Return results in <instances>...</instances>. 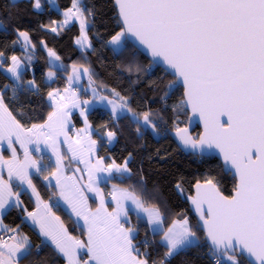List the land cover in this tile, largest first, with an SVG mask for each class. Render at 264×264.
Instances as JSON below:
<instances>
[{
    "label": "snow or ice",
    "instance_id": "snow-or-ice-1",
    "mask_svg": "<svg viewBox=\"0 0 264 264\" xmlns=\"http://www.w3.org/2000/svg\"><path fill=\"white\" fill-rule=\"evenodd\" d=\"M116 4L124 29L112 37L111 42H119L126 31L146 45L153 57H162L175 70L174 74L183 80L185 100L182 103L190 106L194 113L199 112L204 121L205 131L201 133L199 141L182 137L185 145L191 144L193 148L201 149L205 146L209 149L215 147L219 149L225 164L235 169L236 184L231 196L223 195L213 180L207 179L203 185L197 184V196L192 199L203 221L207 239L211 241L213 254H224L225 259H218L216 264H243L244 260H247V264H264V0H116ZM33 7L39 9L40 0H35ZM65 16L67 19L64 24H68L73 17L80 20L81 38L76 43L84 47L88 44L84 31L86 21L81 19L83 12L78 6V0H72V7L66 11ZM18 36L23 38L25 45L30 43L27 32H18ZM48 54L59 59L51 49ZM11 60L12 65L8 71L19 79L21 61L16 56H12ZM89 71L84 68L81 72L74 66L73 75L68 77L69 85L78 81L82 75H88ZM53 75L55 73H48L50 78ZM174 84L175 81L171 82L168 88L171 90ZM65 93L72 97L73 107L79 106L71 87L66 88ZM55 95L58 93H48L55 107V111L49 113L48 121L27 130L28 133L38 134V152L42 151L38 146L41 136L44 143L56 152L54 137L51 132L45 135L43 130L59 127L62 131L67 111L70 110L63 103L66 96H60V100L56 101ZM115 95L119 96L118 93ZM120 99L121 103L108 101L114 116L122 115L127 105L124 98ZM88 103L84 101L85 105ZM0 111L7 114L9 122L6 123L3 115H0V140L6 138V133L8 146L13 153L12 159L7 161L0 156V165L8 168L9 180L15 177L22 184L27 183L39 197L29 169L34 168L39 173L46 165L31 159L20 137L24 130L7 112L2 97ZM221 115H227L226 125L220 122ZM149 116L147 112L143 115L145 127L151 123ZM182 131L187 133V129ZM13 135L25 148V161L22 163L17 160L16 150L12 147ZM56 135L59 136L60 132H56ZM114 135L109 132L108 139L111 141ZM95 143L91 141L92 147L88 150L90 155L93 154ZM56 154L57 171L51 175L58 177L57 186L62 188L63 195V187L66 186L60 183L61 158L58 152ZM75 157L76 153L73 152V159ZM80 162L88 167L90 182L87 187L99 195L100 207L95 212L87 209L86 197L79 188L71 198L66 199L75 216L84 220L88 234L87 245L71 236L59 217H51L46 213L44 217L38 218L35 213H29L34 223L39 225L41 235L51 241L57 252L63 254L67 264H148L146 259H137L140 252L133 244L135 229H126L120 222V217L126 218L131 210L122 206V200L130 199L137 208H142L139 198L126 193L118 197L114 192L113 199L117 202V208L108 212L104 208L103 195L93 187L95 172H117L121 176L129 172L128 158L123 166L113 162L107 168L103 166V159L97 160L95 165H91L90 161ZM95 179L106 180L108 177L98 176ZM12 196L9 182L0 178V209H4L6 204L10 206ZM16 200L19 203V194H16ZM40 203L45 209L49 208L43 201ZM205 204L206 213L203 209ZM159 220L158 209L149 213V224L153 226L154 232L158 230L156 225ZM163 240L167 247L165 258L188 246L199 244L187 219L174 221ZM37 247L40 248V245ZM85 247L88 259L81 261L79 250ZM0 249V264H21L23 259L32 255L27 237H24L23 243L3 244ZM236 253L242 259H238ZM153 264L156 262L153 261ZM160 264H164V261L161 260Z\"/></svg>",
    "mask_w": 264,
    "mask_h": 264
},
{
    "label": "trees",
    "instance_id": "trees-1",
    "mask_svg": "<svg viewBox=\"0 0 264 264\" xmlns=\"http://www.w3.org/2000/svg\"><path fill=\"white\" fill-rule=\"evenodd\" d=\"M34 3V0H0V25H3L0 28V52L3 53L0 64L9 66L12 56H19L25 51L17 35L18 32H27L35 49L31 51L34 55L31 65L38 81L36 88L24 82L18 85L0 69V93L4 104L22 127L41 125L53 110L48 93L66 87L67 75L73 73L74 66L79 70H90L92 85L100 95L108 97L118 93L119 98L127 101L126 107L131 109L130 113L125 111L122 115L114 116L104 108L93 107L89 110L88 120L95 129L99 153L105 163L122 165L128 158V174H115L110 182L128 187L140 196L144 205L159 210L162 231L152 234L147 221L136 215H132L131 224L135 229L134 244L139 249V256L148 260V263L159 262L167 252V247L159 241L162 233L172 222L192 216L186 197L192 194L193 186L212 179L224 195L230 196L236 180L224 172L219 159L185 154L169 137L171 131L185 126L188 119L177 104L183 98L182 89L174 84L170 90L168 85L174 78L153 65L130 42L124 39L117 51L108 44L112 37L122 31L113 0L78 2L88 25L86 34L90 47L83 48L76 44L80 33L77 22L63 23L64 12L72 7V0H56L57 9L46 0H41L42 8L37 10L33 7ZM42 43L59 57L55 58V66L48 63L46 53L40 49ZM51 67L56 71V76L53 81L47 82L44 80L45 71ZM81 97L87 99L88 95L82 92ZM146 112L150 114L151 123L145 127L143 115ZM131 113L135 114V120ZM109 132L115 133L110 145L107 138ZM198 132L199 128L196 127L193 134ZM52 168L49 165L41 174ZM34 184L42 197L47 199L49 188H46L41 178L35 177ZM20 198L26 209L34 207L28 194L23 193ZM63 219L71 221L66 215H63ZM3 222L8 228H16L17 236L27 237L30 242L32 255L23 259L21 264H64L57 252L42 243L36 232L22 221L18 208L7 210ZM189 224L196 233L198 246L184 248L165 260L164 264H214L216 258L224 259L210 250L197 222L190 219ZM71 229L77 232L74 225H71ZM237 258L242 259L240 256ZM243 264H247L246 260Z\"/></svg>",
    "mask_w": 264,
    "mask_h": 264
},
{
    "label": "crops",
    "instance_id": "crops-1",
    "mask_svg": "<svg viewBox=\"0 0 264 264\" xmlns=\"http://www.w3.org/2000/svg\"><path fill=\"white\" fill-rule=\"evenodd\" d=\"M46 1L53 8L55 9L58 8V5H56V0H46ZM40 4H41V0H40ZM41 8H42V4L39 9L37 8L36 9L40 10ZM65 19L67 18H64L63 23ZM123 39H124V36H121L119 42H117L116 44H113L111 42L112 41L111 39L109 41V45H111V47L117 51L122 47ZM10 61H11L10 62V65H11L12 60ZM8 68H6L4 72H6L9 77H12V75L8 73V70H7ZM26 71H23L24 74L26 73L27 78L32 80L33 74L31 70L26 69ZM81 79L83 82V85L81 87L76 81H74L73 84L70 86L69 81H68V84L64 89H62L61 91L55 90L53 92L54 94L58 93V95H55L56 101L60 100V96H66V99L63 101V103L66 104L68 108L70 109L69 111H67V119L65 121V125L62 131L60 130L59 127H55L54 129H44L43 130L45 135H48L51 132V135L54 137V140L56 141L55 143L56 152L53 151L52 147H49L44 143V138L42 136L39 137L40 142L38 145L42 151H39V152L36 151V148H37L36 140H37L38 134L28 133L27 130L31 129L32 126H28V127L21 126L24 131L20 133V137H21V140L25 142V146L28 149L31 159L35 161H40L43 165H46V167L43 168L42 171L39 173H37L34 168L29 169V171L32 173V183L35 186L34 178L35 177L41 178L42 183L46 186V188H49L48 197L51 195H55L57 198H59V201H60L59 208L57 210H52L50 208L45 209L43 207V204L40 203V201H43L44 204L48 205V198L47 199L43 198L42 195L38 192V189L35 187L36 192L39 194V197H37V195L33 193L32 188H30L27 183L22 184L21 181L15 177L9 180L8 168L0 165V178H2L4 181L9 182L12 193H13V196L10 198V206L9 204H6L4 209H0V221H2V223H0V234L1 232L6 231L8 228V225H6L3 222V216L6 214L7 210H9L12 207H16L18 208L19 211H21L22 221H24L27 225H29L33 229V231L36 232L38 237H40L42 242L46 243L48 246H51L55 252H57V250L55 249V246L51 244L50 240H48L46 237L41 235L39 225L34 223V220L32 217L29 216V213H35L38 218L44 217L46 213L49 214V216L51 217H59L60 221L63 223V226L67 228L69 234L75 237L76 239L82 241L85 245H87L88 234H87V229L84 226V220L75 216V214L72 212V208L69 206V201L68 199H66V197L71 198L75 190L79 188L82 191L83 196L86 197L87 209H89L91 212H95L97 208L100 207V197L97 194V192L89 191L87 187L90 182L88 167L86 166L85 163H81L80 161L81 160L90 161L91 165H95L97 160L103 159V166L105 168H107L108 165L113 163V162L111 163L104 162L103 156L100 155L99 153V143L95 136V129L92 123L89 122L88 120L89 110H91L93 107L104 108L108 112L110 111V113L113 115L112 105L108 103L107 99H100V97L106 98L107 96L105 95L104 96L97 95L98 96L97 100L96 101L92 100L90 90H93L94 92L100 94L98 89H95L93 87L89 79L84 78L83 76H81ZM44 80L47 82L53 81L51 79H50L51 81L47 79L46 74L44 76ZM35 81H36V78H35ZM29 87L31 88L38 87V81L34 82L32 86H29ZM69 87H71L72 92L75 93V99L79 102V106L77 107L72 106V103H71L72 97L65 93V89ZM82 92L88 95L87 99H84V98L82 99L81 97ZM0 97L3 98L2 93H0ZM48 100L49 102H51L53 106V110L51 112L55 111L53 99L48 96ZM84 101H88L89 103L85 105ZM4 105H5V108L7 109V112H9L6 104ZM125 110L126 109L124 108L122 111L125 112ZM117 111L120 112L119 109ZM82 112L84 113V115H81ZM0 115H3L5 122L9 123L6 113H3L2 111H0ZM11 115L14 118L13 114ZM85 118H87V123H85ZM47 121H48V118L41 125L45 124ZM13 131H15V129H13ZM56 132H60V135L57 136ZM5 136H6L5 139L0 140V156H2L3 159L7 161V160L12 159L13 153H12V150L8 146V139H7L6 133H5ZM11 139L13 141L12 147L15 148L16 150L17 160L21 163L24 162L25 161V148L21 146V143L16 141V135H13ZM77 140L80 141L79 144L76 143ZM91 141H95L96 143L93 148V154L90 155L88 150L89 148L92 147ZM108 141L112 142L113 139L111 141L108 139ZM70 146H71V150H70ZM57 152L59 153V156L61 158L60 159V173H59L60 183H61V186H66V187H63V195H62V188L57 186L58 177L51 175V173L57 171V154H56ZM73 152L76 153L75 159H73ZM49 165H52L53 168L47 173L41 174L47 170ZM115 174H120V173H117V172L109 173L105 171L103 173L95 172L93 174V187L97 188L99 192L103 195L104 208L108 212H113V210L117 208V202L116 200L113 199L114 192L117 194L118 197H122V194H125V193L138 197L142 204V208H137L136 205L133 204L130 199L122 200V206L127 209H131V210L128 211V215L126 218L124 216L120 217L121 224H123L124 228L126 229L128 228L134 229L131 226L132 215L134 216L136 215L138 217L144 218L147 221V225L149 226V230L152 234L162 231L163 226H162L161 215H160L159 223L158 225H156V227L158 228L157 231L154 232L153 226L149 224V213L153 212L157 208L144 205L142 203L140 196L136 195L128 187H124V186L121 187L119 185L111 183L110 180ZM125 174H128V172ZM98 176L108 177V179L96 180L95 178ZM45 177H48V179L46 180ZM68 177H71L72 179H66ZM106 190H110L112 192V195H111L112 197L106 196L105 194ZM23 193L28 194L30 196V199H32L34 203V207L32 209H26L25 204L20 198L21 194ZM16 194H19V203H17ZM5 196L7 197V193H5ZM145 209L147 211H145ZM63 215H66L71 221L68 222L66 221V219H63ZM185 219H187L188 222H190V219H192V216H184L178 219L177 221H182ZM71 225H74L76 227L77 232L71 229ZM189 225L191 226V224ZM172 226H173V222L170 224L168 229ZM168 229L162 233L159 239L160 243L164 247H166V242L163 240V237H164V234L168 231ZM134 236H135V233H134ZM23 240L24 238H22L21 236H17L15 237V239H11L7 242L0 241V245L23 243ZM28 243L30 245L29 241ZM133 244H134V240H133ZM57 254L59 255L61 259H63L64 264H67V261L65 257L63 256V254L59 252H57ZM133 255L136 256V253L134 252ZM5 258H7L6 255H5ZM79 258L81 259V261L88 259L86 247L79 250ZM137 259H144V258L141 256H137Z\"/></svg>",
    "mask_w": 264,
    "mask_h": 264
},
{
    "label": "water",
    "instance_id": "water-1",
    "mask_svg": "<svg viewBox=\"0 0 264 264\" xmlns=\"http://www.w3.org/2000/svg\"><path fill=\"white\" fill-rule=\"evenodd\" d=\"M114 3V7L116 8V13H118V21L119 24H121L122 26V30L124 29V24H123V20L119 15V8L116 4V0H113ZM17 39L19 41V43H21V45L27 49L28 51H35L34 49V45L30 39V43H28L27 45H25V41L23 40L22 37H19L17 35ZM125 40L130 42L135 48L136 50L140 51L143 55H145L148 60H150V62L153 65H156L160 68H162L168 75H170L171 77L174 78L175 81V85H178L181 89H182V96L183 99L185 100L184 97V86H183V80L180 77H177L174 73L175 70L170 68L164 61L162 57H153L151 54V51L146 47V45H143L140 43V41L133 36L131 33H127L125 31ZM40 49L43 50L46 53V59H48V63L50 65L55 66L56 65V59L55 57H50L48 54V50L47 48L44 47V44L42 43L40 46ZM51 69L53 70V68L51 67ZM184 106L186 107V110L188 112L187 114V122L185 124V126L180 127L179 129H174L173 131H171L169 133V137L173 140V142L178 146L179 150H181L182 152L186 153H191L194 155H199L202 157H207V156H213L216 159H219L222 165V169L224 170V172L226 174H230L235 180V169L230 165V164H225V161L223 159V156L220 154L219 149L213 147L211 149L207 148V146H205L203 149L201 148H193L191 146V144L185 145L184 140L182 139V137H191L193 140L199 141L200 139V135L201 133H203L205 131V126H204V121L201 119V115L199 112H193L191 107L188 106L186 103H184ZM227 115H221L219 117V120L222 124H227ZM196 127L199 128V132L196 133L195 135L193 134V132L196 130ZM187 129V133H184L182 130ZM205 182H198L196 183L193 188H192V194H188V196L186 197V202L189 205V210L190 213H192V216L194 217L195 221L198 224L199 229H201L202 233L204 234V241L205 243L210 247V250L213 252L212 247H211V241L207 239L206 233L204 231L203 228V221L200 219V214L197 212L196 209V205L193 204L192 199L195 198L197 196V184H201L203 185ZM236 184V181H235ZM235 188V186H234ZM234 190V189H233ZM221 192V191H220ZM222 193V192H221ZM223 194V193H222ZM233 194V191L231 193V195ZM224 195V194H223ZM230 195V196H231ZM203 209L205 211V213L207 212V204L203 205ZM216 254H221L223 255V253H216ZM228 255H233V253H228ZM236 256H240L238 253L235 254ZM247 262V260H246Z\"/></svg>",
    "mask_w": 264,
    "mask_h": 264
},
{
    "label": "rangeland",
    "instance_id": "rangeland-1",
    "mask_svg": "<svg viewBox=\"0 0 264 264\" xmlns=\"http://www.w3.org/2000/svg\"><path fill=\"white\" fill-rule=\"evenodd\" d=\"M13 1H18V0H13ZM78 2L80 3V0H78ZM78 3V4H79ZM65 13H66V11L64 12V15H65ZM65 18H67L66 16H65ZM77 22V25L79 26V29H80V33H79V37H78V39L79 38H81V28H80V20L79 19H76L75 17H73L71 20H69V22L68 23H71V22H73L74 20ZM81 19H84L85 20V18H84V14H83V16L81 17ZM86 21V20H85ZM87 27H88V25H87V21H86V24H85V29H84V31H85V33H86V29H87ZM87 35V34H86ZM124 36V35H123ZM88 37V36H87ZM77 44V43H76ZM88 44H89V40H88ZM88 44H86L85 46H88ZM77 46L78 47H81L80 45H78L77 44ZM89 47V46H88ZM81 48H83V47H81ZM23 49H25V48H23ZM16 57H18L19 59H20V61H21V67H20V69L18 70V75H19V79H17L15 76H13V74L11 73V72H9L8 71V73H10V75H12V77H9L10 79H12L13 81H15L18 85H21L22 84V82H24L25 84H27L28 86H32V84L33 83H29V82H36L35 81V74H34V70L32 69V65H31V63H32V61H34L33 59H34V55L32 54V52L30 53V51H28L27 49H25V51L23 52V53H21L19 56H16ZM11 65H12V63H11ZM11 65H9V66H4V65H1L0 64V69H2L3 71H5L6 70V68H8V67H10ZM26 69H28V70H31V72H32V74H33V78H32V80H30V79H28L27 78V74L25 73L24 74V72L23 71H26ZM83 69L84 68H82V69H80V71L81 72H83ZM8 70V69H7ZM27 72V71H26ZM46 78L47 79H51V80H54V78H55V76H56V71L53 69V70H51V69H47L46 71ZM49 72H52V73H55V75H53L51 78L48 76V73ZM23 75V79L21 78V76ZM26 75V76H25ZM70 75H73V73H70V74H68L67 76L69 77ZM84 78H87V79H89L90 80V83H93L92 82V79H90V71H89V74L88 75H82ZM49 77V78H48ZM67 77V78H68ZM50 80V81H51ZM78 84H79V86L81 87L82 85H83V82H82V79L80 78L78 81H76ZM68 84V83H67ZM67 86V85H66ZM64 89V88H63ZM94 89V88H93ZM90 93H91V99L92 100H94V101H96L97 100V98H98V96H101L100 94H98V93H96V92H94L93 90H90ZM98 95V96H97ZM105 99H107L108 101L109 100H114V101H116L117 103H121V99L117 96V95H113V96H108V97H106ZM126 110V112H128V113H130V111L127 109V107H124ZM123 108V109H124ZM131 115H132V117H133V113H131ZM135 119H136V116H135ZM195 135V134H194ZM109 142V141H108ZM112 142H109V144H111ZM125 164V163H124ZM124 164H122V166L124 165ZM192 219L193 220H195L194 219V217L192 216ZM223 257H224V255H223ZM224 259H225V257H224ZM149 264V263H148Z\"/></svg>",
    "mask_w": 264,
    "mask_h": 264
},
{
    "label": "built area",
    "instance_id": "built-area-1",
    "mask_svg": "<svg viewBox=\"0 0 264 264\" xmlns=\"http://www.w3.org/2000/svg\"><path fill=\"white\" fill-rule=\"evenodd\" d=\"M74 90V89H73ZM182 101H184V99L182 98L177 104H178V107H181L182 108V113L183 114H187V110H186V107L184 106V103H182ZM176 104V105H177ZM105 194L107 197H112V192L110 190H106L105 191ZM59 204H60V201H59V198H57L55 195H51L48 197V206L50 209L52 210H57L59 208ZM17 229L16 228H7L6 231H3L1 232L0 234V241L1 242H7L11 239H13V237H17ZM154 239L151 238V241L153 242ZM39 250V249H38ZM165 254V253H164ZM164 262L165 260H168L169 257L165 258V256L163 255L162 257ZM220 259V258H216L214 260V264H216L217 260ZM159 262H156V264H160V261ZM149 264H153V262H150Z\"/></svg>",
    "mask_w": 264,
    "mask_h": 264
}]
</instances>
